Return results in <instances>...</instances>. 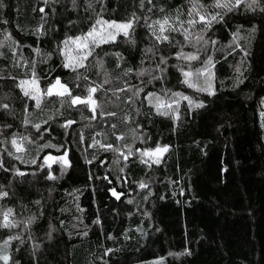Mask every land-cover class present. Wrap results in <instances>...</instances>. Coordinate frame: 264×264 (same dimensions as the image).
I'll list each match as a JSON object with an SVG mask.
<instances>
[{
  "label": "trees",
  "instance_id": "obj_1",
  "mask_svg": "<svg viewBox=\"0 0 264 264\" xmlns=\"http://www.w3.org/2000/svg\"><path fill=\"white\" fill-rule=\"evenodd\" d=\"M215 3L0 0V264H264V11ZM97 20L134 23L85 48Z\"/></svg>",
  "mask_w": 264,
  "mask_h": 264
},
{
  "label": "snow or ice",
  "instance_id": "obj_2",
  "mask_svg": "<svg viewBox=\"0 0 264 264\" xmlns=\"http://www.w3.org/2000/svg\"><path fill=\"white\" fill-rule=\"evenodd\" d=\"M244 2L247 4V7L252 9V8H260L261 11H264V7H260V0H244ZM241 3V0H235V2L233 3L232 0H216V3L214 5V7H218V8H224V9H228L229 11H231L233 8L238 7L239 4ZM73 4L75 5V0H73ZM203 6L199 4V0H192V12L190 13V15L195 16H199V21H197L195 18L191 19L188 21L189 24L191 25H195L198 22H204L206 23V25L210 26L211 23L215 20H217V17L220 16V13H216V14H211L208 13L206 10L203 12V14L201 13ZM133 20H129L125 23H117L115 21L112 22H108V21H104V20H97L96 21V25L93 26L92 30L89 31L84 37H78L77 40H82L84 43L85 48H87V45L89 43V41L95 45V46H99L100 43H107L110 42L111 40H114L115 36L117 34H119L120 32H123V35L128 36L129 35V30L132 29L133 27ZM156 25L159 26V31L161 34H163L165 31H177L178 29L175 27H166L170 24L169 18H165L163 21H156L155 22ZM104 26H106V29H111L113 31H106V30H101L98 31V28L100 29H104ZM153 34L155 35V31L153 32ZM189 36V33L187 32V30L185 31V38L187 39ZM157 40H168V36L166 35H159L156 37ZM198 39H202V37H199ZM66 44L68 43L67 41L65 42ZM73 43H75V41H73ZM149 51H151V49H149ZM87 54H91V52L89 51ZM181 59L184 60H188V61H192V60H197L199 59V57L195 54H184L183 52L179 53V57ZM166 63V61H164ZM208 64H211V60H209L207 62ZM206 72V69H198L196 70L195 73H193L191 70L188 72H184V76H185V83H188L189 87H195L196 84L194 82H191V78L192 77H196L197 79L199 78L200 75L204 74ZM27 81H22L21 85L27 84ZM60 81L57 80L56 81V85H59ZM64 87V91L67 92V88L66 86H62ZM200 91H203L205 89H198ZM95 89L94 88H90L89 89V93L94 92ZM49 94H51V91L49 90ZM69 95H71V93H68ZM25 95H29L28 92H25ZM154 95V94H152ZM177 97H180L182 99H186L189 100V103H192V101L186 97V96H182L181 93H175L174 94ZM160 98L157 97V100H159ZM80 100V97H75L73 98V103H75L76 101ZM89 101H91V95H89V97L87 98L86 101H82L84 103H88ZM94 103V102H93ZM37 105H39V100H37ZM170 106V105H169ZM202 104H198L196 105V107H202ZM4 107H7V105H4ZM71 123V121L69 122ZM13 144L16 143L15 140L12 141ZM162 151H167V148H157L155 149V152L159 153ZM152 153H145V155H151ZM143 187V185H142ZM115 195V193H113ZM7 193H0V196H6ZM12 214V210L9 209L7 212L3 213V217H4V222L2 224H0V226L2 227H13L14 224L11 223L8 220V217ZM15 238V237H13ZM10 238V239H13ZM8 241L4 242V245L7 246ZM0 259H3L5 261H7L9 259V257L7 255H0Z\"/></svg>",
  "mask_w": 264,
  "mask_h": 264
},
{
  "label": "rangeland",
  "instance_id": "obj_3",
  "mask_svg": "<svg viewBox=\"0 0 264 264\" xmlns=\"http://www.w3.org/2000/svg\"><path fill=\"white\" fill-rule=\"evenodd\" d=\"M156 147H159V148L163 149L165 147V145L164 144H159ZM156 147L148 149V150H145V151H142V152H140V153H138L136 155L143 162H145V163H147L149 165L157 166V165L161 164V161H160L161 153L160 152L157 153V152L154 151ZM145 153H152V154L151 155H145ZM120 156H122L124 158V161H125V158L128 159V154H126V153L123 154L121 152ZM0 255H2L1 252H0Z\"/></svg>",
  "mask_w": 264,
  "mask_h": 264
},
{
  "label": "water",
  "instance_id": "obj_4",
  "mask_svg": "<svg viewBox=\"0 0 264 264\" xmlns=\"http://www.w3.org/2000/svg\"><path fill=\"white\" fill-rule=\"evenodd\" d=\"M60 81V84L59 85H56V82L49 88V90L51 91V94H49V90H48V96L49 97H54V96H66V95H69L68 93L70 92V89L64 85L60 79H58ZM62 86H66L67 88V92L64 91V87ZM165 147L167 148V151H162L160 152L161 153V158H160V161L161 163L165 160V158L169 155L172 147L171 146H168V145H165ZM164 147V148H165ZM158 147H156L155 149H157ZM155 151V150H154ZM125 161L127 162L128 159L125 158ZM115 193V196H119L121 197V195H117L116 192Z\"/></svg>",
  "mask_w": 264,
  "mask_h": 264
}]
</instances>
